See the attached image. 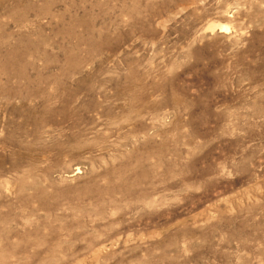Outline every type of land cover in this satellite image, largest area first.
<instances>
[{"label": "rangeland", "instance_id": "obj_1", "mask_svg": "<svg viewBox=\"0 0 264 264\" xmlns=\"http://www.w3.org/2000/svg\"><path fill=\"white\" fill-rule=\"evenodd\" d=\"M0 175V264H264V0H0Z\"/></svg>", "mask_w": 264, "mask_h": 264}, {"label": "bare ground", "instance_id": "obj_2", "mask_svg": "<svg viewBox=\"0 0 264 264\" xmlns=\"http://www.w3.org/2000/svg\"><path fill=\"white\" fill-rule=\"evenodd\" d=\"M225 29V28H224ZM51 95V94H50ZM49 97V96H48ZM38 98V97H37ZM36 98V99H37ZM45 98V97H44ZM50 98H51V96H50ZM58 98V100H60L59 98H62V97H57ZM66 98V97H65ZM81 99V98H80ZM37 101V100H36ZM39 101H40V99H39ZM44 101H46V100H44ZM74 101V100H73ZM38 102V101H37ZM48 102V101H47ZM60 102H63L64 103V101H60ZM41 103V102H40ZM52 103V102H51ZM50 103V104H51ZM76 103V102H75ZM55 104H57V102L55 103ZM62 104V103H61ZM70 104V103H69ZM39 105V104H38ZM41 105V104H40ZM39 105V106H40ZM52 105V104H51ZM68 105V104H67ZM66 104H65V106H67ZM42 106V105H41ZM48 106V105H47ZM59 106V105H58ZM46 107V106H45ZM52 107V106H51ZM55 108L57 107V106H54ZM69 107H70V105H69ZM73 107V106H72ZM53 108V107H52ZM75 107H73V109H74ZM56 109H58V108H56ZM65 109V108H64ZM67 110V109H66ZM72 110V109H71ZM35 111H36V109H35ZM34 111V112H35ZM38 111V110H37ZM43 111V110H42ZM54 111V110H53ZM68 111V110H67ZM50 112V111H49ZM60 112V111H59ZM66 112V111H65ZM72 112V111H71ZM30 113V112H29ZM38 113V112H37ZM46 113V112H45ZM70 113V112H69ZM41 114H43V113H41V111H40V115ZM30 115V114H29ZM28 115V116H29ZM61 115H62V113H61ZM38 116V115H37ZM49 116V115H48ZM53 116H55V115H53ZM69 115L67 114V117H68ZM50 117V116H49ZM48 117V118H49ZM61 117H63V115L61 116ZM64 117H66V116H64ZM70 117V116H69ZM23 118V117H22ZM30 118V117H29ZM34 118V117H33ZM38 118V117H37ZM47 119V118H46ZM68 119V118H67ZM67 119H65V121L67 120ZM70 119L72 120V118L70 117ZM49 120V119H48ZM58 120V119H57ZM34 121H35V119H34ZM43 121V120H42ZM49 121H51V119L49 120ZM55 121V120H54ZM72 121H74V120H72ZM48 122V121H47ZM28 124V123H27ZM75 124V123H74ZM29 125V124H28ZM45 125V124H44ZM34 126V125H33ZM75 126V125H74ZM40 129V128H39ZM38 129V130H39ZM48 132V131H47ZM72 137V136H71ZM48 138V137H47ZM50 138V137H49ZM74 138V137H73ZM78 138V137H77ZM69 139H70V137H69ZM68 139V140H69ZM64 142V141H63ZM72 142V141H71ZM74 142V141H73ZM54 143V142H53ZM58 144V143H57ZM64 143H62V145H63ZM46 145H48L47 143H46ZM53 145H55V144H53ZM30 146V145H29ZM60 146V145H59ZM64 146V145H63ZM62 147V146H61ZM66 148H67V145L65 146ZM80 147V146H79ZM47 148H49V146L47 147ZM66 148H60V152L61 153H59L60 155H58L57 154V156L59 157L60 156V158H61V155H64V154H66L68 157L70 156V157H72V158H74V157H77V156H79V154L82 152L83 153V151H78V152H76V151H74V150H72V149H66ZM77 148V147H76ZM29 150V149H28ZM42 150V149H41ZM77 150H80V148L79 149H77ZM56 151H57V149H56ZM56 151H54L55 153H56ZM74 154V155H73ZM51 158V157H50ZM53 158V157H52ZM54 159H55V157H54ZM61 160V159H60ZM49 161V160H48ZM54 161H56V160H54ZM74 161V160H73ZM57 162H58V160H57ZM57 162H55L56 163V165H60L59 163L57 164ZM61 162V161H60ZM69 163V162H68ZM64 165V164H63ZM51 166V165H50ZM55 166V165H54ZM54 166H53V168H54ZM37 167V166H36ZM52 167V166H51ZM31 168V167H30ZM39 170V169H38ZM48 170H50V168H48ZM36 171H37V169H36ZM46 171V170H45ZM42 172H44V170H42ZM49 171H47V173H48ZM60 172V171H59ZM28 173L30 174V172L28 171ZM31 173H32V171H31ZM33 173H35V172H33ZM37 173V172H36ZM45 173V172H44ZM34 175V174H33ZM1 176V175H0ZM25 176V175H24ZM23 176V177H24ZM29 178H30V176H29ZM34 178V177H33ZM25 179V178H24ZM32 188H33V186H32ZM43 191V190H42ZM22 192V191H21ZM36 193V192H35ZM1 201V200H0ZM27 201V200H26ZM29 203V202H28ZM27 203V204H28ZM26 204V205H27ZM3 207V206H2ZM5 208V207H4ZM17 211V210H16ZM12 213V212H11ZM1 214V213H0ZM4 214V213H3ZM2 215V214H1ZM2 218V217H1ZM1 218H0V220H1ZM5 218V217H4ZM15 218V217H14ZM6 219V218H5ZM13 220V219H12ZM16 222V221H15Z\"/></svg>", "mask_w": 264, "mask_h": 264}]
</instances>
